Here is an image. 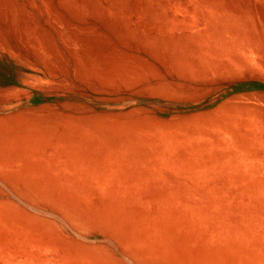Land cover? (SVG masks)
Instances as JSON below:
<instances>
[{"label": "rangeland", "instance_id": "obj_1", "mask_svg": "<svg viewBox=\"0 0 264 264\" xmlns=\"http://www.w3.org/2000/svg\"><path fill=\"white\" fill-rule=\"evenodd\" d=\"M0 264H264V0H0Z\"/></svg>", "mask_w": 264, "mask_h": 264}]
</instances>
